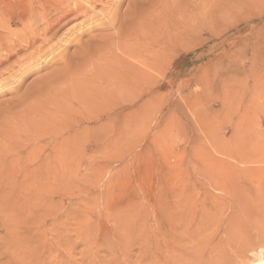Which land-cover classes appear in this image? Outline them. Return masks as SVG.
Masks as SVG:
<instances>
[{"label": "rangeland", "instance_id": "374dc122", "mask_svg": "<svg viewBox=\"0 0 264 264\" xmlns=\"http://www.w3.org/2000/svg\"><path fill=\"white\" fill-rule=\"evenodd\" d=\"M121 1L120 16L143 0ZM5 3L0 0V8ZM260 4L254 10L247 0H229L235 13L228 15L214 32L181 44L159 69H148L150 85L140 93L144 101L135 95L124 107H116L111 118L104 119L103 124L113 125V147L91 144L90 135L83 136L82 165L77 176L49 195V207L38 206L32 215L35 221L45 222L38 230L42 250H36L38 264L42 260L46 264L47 257L50 261L58 257L56 264H214L211 256L215 252L207 249L199 253L203 256L200 263L184 259L190 255L192 243L174 240L179 233L169 221L160 226L162 238L148 237L150 231L157 234L161 202L168 219L175 211L173 194L189 196L193 213L206 211L223 222L247 203V215L241 227H236L240 232L235 233L231 228L235 225L229 220L225 229L216 230L213 244L223 249L220 248V255L224 252L220 264L228 259L232 264L264 261L258 256L264 252V0ZM74 22L58 33L60 45L57 43L50 53L54 56L45 55L30 66L35 67L31 74L17 73L11 79L5 73L1 75L0 115L13 106L15 95L36 86L37 79L47 72L48 58L74 50L78 39L77 29L71 28ZM18 28L16 24L12 26L14 30ZM15 60L13 57L10 62ZM125 107L144 112L131 114L126 120L130 131L119 133ZM82 116L79 127L92 129L98 124L97 119ZM0 118L1 121L3 115ZM252 132L257 134L259 150L246 148L248 157L240 160L229 157L227 152L234 146H244ZM224 230H230V237H237V242ZM2 234L0 229V237ZM241 239L247 244L243 245ZM231 242L237 244L230 245ZM43 244L48 247V256ZM260 255L264 257V253Z\"/></svg>", "mask_w": 264, "mask_h": 264}, {"label": "bare ground", "instance_id": "6f19581e", "mask_svg": "<svg viewBox=\"0 0 264 264\" xmlns=\"http://www.w3.org/2000/svg\"><path fill=\"white\" fill-rule=\"evenodd\" d=\"M247 1L255 10L263 0ZM134 4L131 11H125L121 16V0H6L0 8V66L6 65L0 67V77L5 73L10 79L17 73L31 74L35 67L30 66L57 47L60 30L78 21L71 26L77 29L78 39L73 44L74 50L62 55L58 52L59 55L54 58L47 59L46 56L47 67H44L47 72L37 79L35 87L15 95L13 106L1 114L0 229L3 236L0 237V264H38L36 250L41 245L37 236L45 222L35 221L32 215L41 207H49V195L59 192L68 180L77 176L82 165L83 136L90 135L91 144L113 147V125L103 124L104 119L111 118L116 107H124L135 95L139 101H144V95L140 96L141 89L148 87L151 81L147 70L159 69L165 58L174 54V49L212 31L228 15L235 13L230 8L229 0H143L139 5ZM99 6L101 8L97 10ZM5 11L10 14L6 15ZM14 24L20 28L12 29ZM84 36L86 39L83 41ZM13 57L16 60L10 62ZM153 82L156 84V81ZM121 112L123 124L118 132L128 133L131 129L126 121L128 117L143 114L144 111L138 109L132 112L125 107ZM83 114L87 120L97 119L98 124L95 123L97 125L92 129L79 127ZM255 132L250 134L252 136L247 138L244 146L231 148L228 156L240 160L248 155L246 148L259 150ZM173 197L175 211L172 216L169 219L166 217L165 206L160 201V222L154 229L157 234L150 231L147 232L148 237L155 239L162 236L160 226L164 221H169L174 231L179 233L174 240L192 243L188 251L191 253L185 255L184 259L200 263L203 256L199 253L203 250L204 254L207 249L215 252L211 256L212 263L220 264L224 252L220 255L222 248L213 244L214 233L221 227H227L229 220L235 225L231 227L236 230L235 233L240 232L237 229L247 215L248 204L243 203L242 209L234 211L232 218L223 222L221 217L216 219L206 211L193 213L189 196L173 194ZM258 202L261 205V201ZM229 231H226L227 236L231 238ZM236 239L234 237L232 240ZM42 247L48 249L44 244ZM260 253L256 255L264 258ZM238 254L235 256H242ZM46 260V264H56L58 257L56 261H50L48 257ZM42 261L40 264H43ZM228 261L224 264H232Z\"/></svg>", "mask_w": 264, "mask_h": 264}]
</instances>
